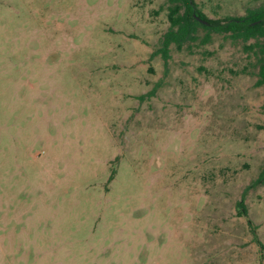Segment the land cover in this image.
<instances>
[{"label": "rangeland", "instance_id": "374dc122", "mask_svg": "<svg viewBox=\"0 0 264 264\" xmlns=\"http://www.w3.org/2000/svg\"><path fill=\"white\" fill-rule=\"evenodd\" d=\"M167 5L0 0V264H264V184L236 207L264 162L255 54L199 27L165 63Z\"/></svg>", "mask_w": 264, "mask_h": 264}, {"label": "trees", "instance_id": "16d2710c", "mask_svg": "<svg viewBox=\"0 0 264 264\" xmlns=\"http://www.w3.org/2000/svg\"><path fill=\"white\" fill-rule=\"evenodd\" d=\"M167 2V17L170 26L164 33L161 46L157 50L161 53L165 63L169 57L170 44L175 43L180 48L182 43L196 38L200 27L207 31L227 34L233 40H241L246 50L253 51L258 69L255 85L264 86V3L257 8L248 9L244 15H228L223 18L210 19L198 7L195 0H167ZM199 18L207 23L201 22ZM250 40L252 41L249 42ZM259 128H264V126H259ZM114 172V170L111 171L108 180L113 178ZM260 184H264V162L258 176L245 187L241 198L236 202L239 215L247 216L244 205L246 191ZM248 224L251 226L253 240L259 244L261 249H264V244L259 240L250 219H248Z\"/></svg>", "mask_w": 264, "mask_h": 264}, {"label": "water", "instance_id": "95a60500", "mask_svg": "<svg viewBox=\"0 0 264 264\" xmlns=\"http://www.w3.org/2000/svg\"><path fill=\"white\" fill-rule=\"evenodd\" d=\"M199 19H200L201 22H203V23H207L205 20H202L201 18H199Z\"/></svg>", "mask_w": 264, "mask_h": 264}]
</instances>
